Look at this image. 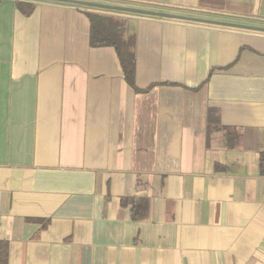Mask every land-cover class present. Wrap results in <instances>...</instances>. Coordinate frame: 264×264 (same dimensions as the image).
Listing matches in <instances>:
<instances>
[{
    "label": "crops",
    "instance_id": "crops-1",
    "mask_svg": "<svg viewBox=\"0 0 264 264\" xmlns=\"http://www.w3.org/2000/svg\"><path fill=\"white\" fill-rule=\"evenodd\" d=\"M18 1L0 0V264H264V0H84L190 19ZM91 11L135 37L134 86Z\"/></svg>",
    "mask_w": 264,
    "mask_h": 264
},
{
    "label": "trees",
    "instance_id": "trees-1",
    "mask_svg": "<svg viewBox=\"0 0 264 264\" xmlns=\"http://www.w3.org/2000/svg\"><path fill=\"white\" fill-rule=\"evenodd\" d=\"M76 2V1H75ZM79 4V2H78ZM83 6L84 4H80ZM18 7L24 14H30L34 9V4L27 1H18ZM106 8V7H105ZM105 11L121 12L116 9H102ZM88 16L91 21L90 30V43L92 46H114L118 52L121 63L123 65L125 76L131 85L134 83L135 74V37L126 35V25L119 18L104 14L98 11L88 12ZM179 19H190V18H179ZM208 21V20H202ZM263 166V159H262ZM131 202L132 211L135 218H144L148 210V199L147 198H134L132 200H125L124 203ZM5 251V248L2 250ZM0 251V260L1 258Z\"/></svg>",
    "mask_w": 264,
    "mask_h": 264
},
{
    "label": "water",
    "instance_id": "water-1",
    "mask_svg": "<svg viewBox=\"0 0 264 264\" xmlns=\"http://www.w3.org/2000/svg\"><path fill=\"white\" fill-rule=\"evenodd\" d=\"M78 2L84 5L106 7L110 9H116V10H122V11H128V12L153 14V15H159V16H164V17L188 18L187 16H183V15L172 14V13H167V12H162V11H153V10L142 9V8H135V7H129V6L110 5V4L98 3V2H93V1H84V0H80Z\"/></svg>",
    "mask_w": 264,
    "mask_h": 264
},
{
    "label": "rangeland",
    "instance_id": "rangeland-1",
    "mask_svg": "<svg viewBox=\"0 0 264 264\" xmlns=\"http://www.w3.org/2000/svg\"><path fill=\"white\" fill-rule=\"evenodd\" d=\"M122 6H124V5H122ZM135 8H138V7H135ZM121 12L129 13L128 11H122V10H121ZM202 14H205V13H202Z\"/></svg>",
    "mask_w": 264,
    "mask_h": 264
}]
</instances>
